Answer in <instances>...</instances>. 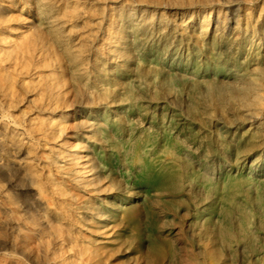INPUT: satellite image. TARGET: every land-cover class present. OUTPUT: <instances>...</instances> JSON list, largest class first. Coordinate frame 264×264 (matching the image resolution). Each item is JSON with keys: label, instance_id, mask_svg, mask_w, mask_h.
<instances>
[{"label": "bare ground", "instance_id": "obj_1", "mask_svg": "<svg viewBox=\"0 0 264 264\" xmlns=\"http://www.w3.org/2000/svg\"><path fill=\"white\" fill-rule=\"evenodd\" d=\"M196 44L216 62L239 53L264 68V0H0V256L121 264L126 193L110 188L103 159L109 82L128 50L162 60ZM242 85L261 174L264 71Z\"/></svg>", "mask_w": 264, "mask_h": 264}, {"label": "rangeland", "instance_id": "obj_2", "mask_svg": "<svg viewBox=\"0 0 264 264\" xmlns=\"http://www.w3.org/2000/svg\"><path fill=\"white\" fill-rule=\"evenodd\" d=\"M190 50L162 60L128 50L108 85L103 159L110 188L126 193L121 264H264L260 141L241 123L237 88L262 79L261 58Z\"/></svg>", "mask_w": 264, "mask_h": 264}]
</instances>
